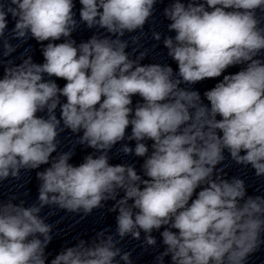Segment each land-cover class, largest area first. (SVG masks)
Wrapping results in <instances>:
<instances>
[{"label":"clouds","instance_id":"obj_1","mask_svg":"<svg viewBox=\"0 0 264 264\" xmlns=\"http://www.w3.org/2000/svg\"><path fill=\"white\" fill-rule=\"evenodd\" d=\"M158 2L79 0L78 22L74 0H0V182L49 165L36 172L34 203L0 201V264H134L122 241L155 249L153 232L164 246L154 264H247L264 246V195H248L244 179L218 167L227 152L264 178V0H172L163 15L175 35L162 43L178 71L142 63L148 52H138ZM80 24L97 33L77 44ZM137 32L129 52L124 37ZM29 39L43 63L29 49L19 64L4 59ZM233 66L243 67L224 74ZM222 75L205 104L191 86ZM134 96L142 102L133 105ZM65 131L75 144L59 151ZM118 144L117 154L143 158L142 174L110 163ZM76 146L93 150L78 165L70 163ZM109 201L114 231L77 239L49 260L54 213L45 208L84 219Z\"/></svg>","mask_w":264,"mask_h":264}]
</instances>
